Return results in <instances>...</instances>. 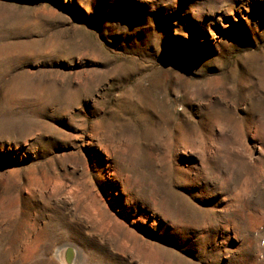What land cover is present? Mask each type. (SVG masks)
Wrapping results in <instances>:
<instances>
[{"label": "rangeland", "instance_id": "rangeland-1", "mask_svg": "<svg viewBox=\"0 0 264 264\" xmlns=\"http://www.w3.org/2000/svg\"><path fill=\"white\" fill-rule=\"evenodd\" d=\"M0 264H264V0H0Z\"/></svg>", "mask_w": 264, "mask_h": 264}]
</instances>
